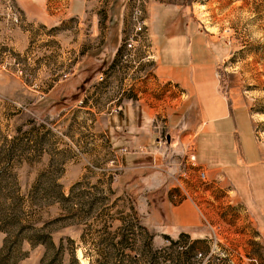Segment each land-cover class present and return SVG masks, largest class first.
I'll return each instance as SVG.
<instances>
[{"label":"rangeland","instance_id":"374dc122","mask_svg":"<svg viewBox=\"0 0 264 264\" xmlns=\"http://www.w3.org/2000/svg\"><path fill=\"white\" fill-rule=\"evenodd\" d=\"M72 1L42 3L52 13ZM175 1L115 0L111 10L130 20L136 5L146 13L156 2ZM183 3L190 19L218 42V87L236 117L232 136L214 146L199 141L197 158L213 167L227 154L230 169L236 160L232 140L240 161L247 158L239 164L247 165L243 171L219 166L206 181L200 170L198 191L185 189L183 196L197 202L203 229L215 243L218 255L207 264H264V0ZM106 6L104 0L99 16L93 10L81 21L64 16L48 28L29 19L17 0H0V254L13 253L9 264L51 261L54 249L30 243L37 233H49L55 243L61 237L75 241L72 247L65 241L62 264H72L73 247L80 264H198L194 254L208 252V244H190L186 257L184 249H161L164 195L130 191L121 156L102 140L106 114L147 86L156 59L153 47L147 62L144 49L130 52L123 38L119 42L121 33L104 24ZM79 39L84 44L77 47ZM80 69L90 76L79 93L85 98L77 102L66 88ZM237 173L247 181L251 201L236 183ZM126 225L137 233L131 256L104 259L113 254L110 238Z\"/></svg>","mask_w":264,"mask_h":264},{"label":"crops","instance_id":"0c3cea01","mask_svg":"<svg viewBox=\"0 0 264 264\" xmlns=\"http://www.w3.org/2000/svg\"><path fill=\"white\" fill-rule=\"evenodd\" d=\"M17 1L29 19L48 28L62 21L64 16L78 17L81 21L91 10L99 16L98 12L104 2L73 0L66 4V9L64 7L61 11L50 13L48 5L42 3V0ZM114 2L115 0H106L107 6L111 8L106 10L104 24L111 33L116 30L121 33L120 42L129 19L125 18L126 14H114L111 10ZM187 8L183 0L156 2L150 5L149 10L146 8L150 39L156 52V59L153 61L155 71L146 87L140 91L134 90L130 99L121 104V111L114 112L112 108L108 111L104 118L102 140L113 153L121 156L122 166L127 174L124 183L130 191H143L145 195L147 192H159L164 195L167 223L164 225L166 231H163L161 249L165 252L169 250L165 243L169 237L186 243L187 246L208 244L209 249L205 253L213 252V258L218 255L213 247L215 243L203 229L204 219L198 204L188 194L184 197L183 192L186 193L185 189L198 191L200 170L205 172L206 178L203 181H206L213 171L220 170L219 166L228 173L233 172L232 170L243 171L247 166L246 162L245 167L239 164H243L247 158L245 154L242 162L240 161L233 140L230 153L235 154L236 160L234 163L230 162V169L226 168L227 163L229 164L227 154L222 153V156L225 155L224 162L219 161L213 167L197 158L199 141H206L205 146L213 141L214 146V141L221 142L232 136L236 117L218 87V42L200 24L190 19ZM113 20L119 21L117 29L110 27ZM158 23L162 25L156 26ZM81 44L84 43L79 39V44L74 45L80 47ZM194 53L196 58L193 57ZM72 76L69 81L74 86L66 89L70 90L69 97L79 102L84 97L83 93L79 94L83 84L85 85L84 80L90 75L80 69ZM237 123L239 125V121ZM256 175L254 173L255 180ZM236 177V183L244 187L240 186L246 198L251 201L252 192L247 181L245 184L238 173ZM135 195L139 205L144 207L145 203ZM146 201L148 200L145 199Z\"/></svg>","mask_w":264,"mask_h":264},{"label":"trees","instance_id":"16d2710c","mask_svg":"<svg viewBox=\"0 0 264 264\" xmlns=\"http://www.w3.org/2000/svg\"><path fill=\"white\" fill-rule=\"evenodd\" d=\"M118 24H119V21L113 20L110 22V27L112 29H117ZM134 233L135 232L131 231L130 227H128L127 225L124 226L123 228H121L120 233L113 235L109 240V244L113 247V254L112 253L106 254L104 256V259L111 258L114 255L117 256L118 258L119 257L124 258V256H131L128 253V250L134 251L133 245L137 239V237H136L137 233H135V234ZM118 236H119V238H118V240H116V237H118ZM167 238H169V237H167ZM65 241H68V243L71 244V247H72V245H75V241L70 237H61L59 242L55 243L52 240V236L49 233H37V235H35V239H32V240L30 239V243L32 245H35V244L40 242V243H43L46 248L48 247V248H52L55 250L53 258L47 264H55V261H57L58 264H62V260H63V257L65 255V251H66ZM185 250L186 251L183 252V255L186 253L185 254V257H186L188 254V252H187L188 249H185ZM147 251H148V249H147ZM74 252H75V247L71 248V250H70L71 263L72 264H80L78 259L74 256V254H75ZM12 254H11V252L6 253L5 255L0 254V264H9V261L12 257ZM133 256L136 257L137 255L133 254ZM42 264H45V263H43V260H42ZM92 264H94V262ZM97 264H107V261L102 262L100 260H97Z\"/></svg>","mask_w":264,"mask_h":264},{"label":"built area","instance_id":"2783aa9c","mask_svg":"<svg viewBox=\"0 0 264 264\" xmlns=\"http://www.w3.org/2000/svg\"><path fill=\"white\" fill-rule=\"evenodd\" d=\"M123 44L125 48L130 52H134L138 49H144L145 56L143 57V60L150 62V60L153 59V57L147 51L151 47H153L151 39H150L147 17H146L145 10L140 5H136L131 11L129 25L123 35ZM121 106H122L121 104L118 106H115L114 108H112V110L114 112H119L121 111V108H122ZM200 176L202 179L205 180L206 178L205 172L201 171ZM165 243L167 245L166 246L167 248H175V250H177L176 248L181 250L187 247L186 244L180 243L179 240L174 241L171 238H166ZM212 255H213V252H210L208 254L197 252L194 256L195 258L199 259L198 264H207L211 262V259H213Z\"/></svg>","mask_w":264,"mask_h":264}]
</instances>
